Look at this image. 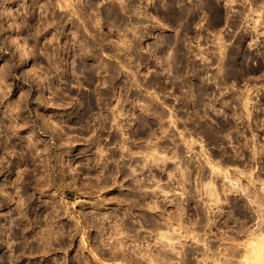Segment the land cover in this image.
Instances as JSON below:
<instances>
[{"label":"rangeland","instance_id":"rangeland-1","mask_svg":"<svg viewBox=\"0 0 264 264\" xmlns=\"http://www.w3.org/2000/svg\"><path fill=\"white\" fill-rule=\"evenodd\" d=\"M184 159L216 179L208 226L153 233L129 193L158 191L164 209L151 198L150 215L187 218L179 177L168 188L171 170L153 173ZM225 188L249 208L216 210ZM168 192L176 202L164 204ZM257 228L264 0H0V264H188L190 251L217 264L202 251Z\"/></svg>","mask_w":264,"mask_h":264},{"label":"flooded vegetation","instance_id":"flooded-vegetation-1","mask_svg":"<svg viewBox=\"0 0 264 264\" xmlns=\"http://www.w3.org/2000/svg\"><path fill=\"white\" fill-rule=\"evenodd\" d=\"M140 132L143 135L146 134V130L143 127L140 128ZM173 159H174L173 157L170 158V161H173ZM126 160L128 161L127 163L129 164V162L134 161L135 159L129 157ZM139 161L141 163H143L144 165L146 164L145 160L143 158H140ZM164 165H165V167H161ZM143 166H142V168H143ZM161 166H157L160 170H158V168L156 167L157 171L153 172L157 178H164V177H162V175L164 174L163 171L165 169H166V172H165L166 174H168L169 171L171 170L170 173L175 176L174 179H171L168 181L169 177H168V175H165L164 182H165L166 187L172 188L174 183H177L176 180L179 177V183L183 185L182 194L187 195L186 199L188 200L189 206L186 208V207H183L181 205V202H178V204H179V208H181V209L185 208L186 210H188L187 211L188 212L187 218L182 219V216H181L180 219L177 217H174L172 219L171 218H167V219L165 218L164 219V218H156L155 216L150 215L147 211L150 208L149 206L152 205L149 202V200L151 201V198L155 199V200H153V202H155V208L160 209V210L164 209L161 206L162 200L160 198V195H161L160 192L154 191L152 189L150 191L143 190V189H141V190L135 189L132 191V193H129V192L128 193L134 194V197H131L133 205L136 206V208L141 209L143 211L142 212V219L140 220L141 226L148 227L149 229H151L150 230L151 232L153 231V233L154 232L158 233V230L161 228L162 224L168 225V224H172L173 222L179 221L183 224L184 223L187 224V222L191 223L193 225L196 224L198 227V230H199L198 231L197 229H195V230H197L196 232H200V231L205 230L206 227L208 226L207 225L208 221L205 217H203V215H204L205 210H206L205 208H208L209 203L207 204V206H204V204L206 203V200H211V198H212L211 196L207 195V188L208 187L205 186V183H208L210 180H214L215 178H213V176L209 172H206L204 170L203 165H202V167H199L198 169H196L195 165H193L192 159H184V161L182 162L183 171L181 170L180 172L178 171V169L174 165L170 164V162H167ZM128 169L129 168L127 166H125V169L123 170V173L125 174V176H127V178L131 177L130 171L128 173ZM141 173H142L141 178H139V177L138 178L142 184L141 186L143 187V186H146V184H147L146 180L148 179L147 178L148 172L142 171ZM128 174H130L129 177H128ZM142 176L144 177L143 180H142ZM208 178H210V179H208ZM226 189L227 188L223 189V193H221L220 189H218V191L220 192V198L222 197L221 201H224V203H222V204L219 203L220 206H217L216 210H221V211L231 210V211H239L240 212V211H243L244 209L249 208V206L244 205L241 201H238L240 198H238V197L236 198V197L232 196V194L236 195V193H235L236 190H234V189L232 190L231 188H229L226 191ZM166 195H168V198L166 197L165 199H163L164 204L172 203L173 200L175 199L174 198L175 193L174 192H171V193L168 192V193H166ZM165 200H166V202H165ZM227 200H228V202H226ZM213 208L215 209V207H213ZM198 210L202 211V214H198ZM176 212L177 213H172L170 215H174V216L178 215V211H176ZM194 214H197V217L193 216ZM219 220H220L219 223H221V224L222 223L223 224L228 223V219H227V221H225V220H221L219 218ZM191 224H190V231H193L194 229L191 227ZM238 224H239V226H241L240 222ZM187 225L189 226V224H187ZM217 228H219V227H217ZM218 237H219V235H218ZM215 239H217V238H215ZM191 252L192 251H190L189 255L186 257L188 260V264H193L191 262V258H192L191 254L193 252L192 253Z\"/></svg>","mask_w":264,"mask_h":264},{"label":"bare ground","instance_id":"bare-ground-1","mask_svg":"<svg viewBox=\"0 0 264 264\" xmlns=\"http://www.w3.org/2000/svg\"><path fill=\"white\" fill-rule=\"evenodd\" d=\"M31 61H32V58L30 54L25 53L24 58H23V63L31 62ZM215 188L216 186L212 185V188H210V192L212 194L216 192V194L218 195L219 193H217V190L215 192L213 191V189ZM179 217H181V215L180 216L178 215V218ZM250 234H251V237L250 239H248V242L246 243L239 242L235 246L226 245L225 239L221 238V242L219 243V245H217V247L219 246L217 249H213L211 246H208L209 251H202V254L204 255L205 259H213V261L217 262V264H234L235 261H233L230 257L226 258V255L228 254H231L232 256L243 254L244 264H264V233L263 231H261L260 228H257L256 230H251ZM163 236L169 239H173L172 234L166 233ZM221 244L223 245L222 248H220ZM212 246H214V243L212 244ZM238 246L240 247L243 246V248L245 249V253H241L240 250H238ZM170 247H173V245L171 244ZM195 251L198 252V250H195ZM205 264H208V263H205Z\"/></svg>","mask_w":264,"mask_h":264}]
</instances>
